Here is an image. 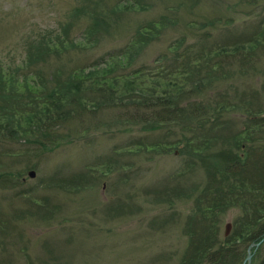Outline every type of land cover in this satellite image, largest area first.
<instances>
[{
	"label": "rangeland",
	"instance_id": "rangeland-1",
	"mask_svg": "<svg viewBox=\"0 0 264 264\" xmlns=\"http://www.w3.org/2000/svg\"><path fill=\"white\" fill-rule=\"evenodd\" d=\"M187 56L186 80L166 73ZM30 68L39 91L17 95L32 111L0 121V264H178L187 194L209 172L180 152L184 122L137 120L157 96L226 123L203 153L264 144L248 122L264 112V0H0V71L22 81ZM4 82L0 102L18 89ZM261 239L238 264L256 263Z\"/></svg>",
	"mask_w": 264,
	"mask_h": 264
},
{
	"label": "trees",
	"instance_id": "trees-1",
	"mask_svg": "<svg viewBox=\"0 0 264 264\" xmlns=\"http://www.w3.org/2000/svg\"><path fill=\"white\" fill-rule=\"evenodd\" d=\"M95 25L96 21H94V27ZM90 28L91 25H88L86 30ZM175 59H178V55L175 56ZM32 61L33 58H30L28 64L33 63ZM178 64L181 66L180 69L170 70L166 73L174 76H178L179 73L185 74L183 80H186L190 69L197 63L187 56L185 61ZM141 72V69H137L133 74ZM3 75L9 76L13 80L12 72L0 71V82L5 80L4 87L7 84L18 89L15 92H10V94H16L14 99L11 100L13 95L8 96V99L1 98L3 102H0V121L6 114L12 115V118L17 115H28L32 111L29 108L31 105L23 102L20 95L17 94L21 92V84H24L25 91L30 96H35L39 91L40 85L34 80L33 70L27 72L22 81H12ZM180 100L177 97L157 96L155 101L146 103L149 105L146 107L147 109L152 108L151 113L136 115L138 116L137 120H140L141 124L149 129H153L161 123L184 122L189 136L183 137L184 140L180 142L178 148L182 154L186 152L194 154L196 161L199 160V163L202 161L207 174L209 172L202 188L196 186L194 188L196 193L191 191L187 194L193 196V208L187 217V226L184 230L187 234V244L178 264L241 263L248 245L264 237V144H259L257 148L255 144L248 145L247 150L246 147L244 149L243 156L234 154L233 151L225 147L203 153L205 149L213 147L219 142V135L215 134V131L223 129L222 124L226 123L210 121L206 115L209 110L208 105L204 104L201 107L202 114L199 115V109L195 107L194 102H187L180 106ZM261 114L249 115L251 117L248 122L254 128H264V115L260 116ZM26 126H23L18 120L15 126L17 130H14L17 134L32 130L30 128L32 123ZM209 132L214 144L205 138V134ZM1 134L3 131L0 132ZM252 134L253 131L239 133L240 136L247 135V137ZM49 136L47 134L44 137L46 140L38 139L36 141L39 148L43 149L46 146ZM243 143H240V148ZM152 146L154 145L145 144L146 148ZM193 160L195 161V159ZM193 160L191 163L194 162ZM230 210H235L237 214L233 217L230 232L224 236V232H220L221 219L222 215ZM173 215L175 214L173 213ZM263 244L264 240L253 253L255 264H264V257L260 259Z\"/></svg>",
	"mask_w": 264,
	"mask_h": 264
},
{
	"label": "water",
	"instance_id": "water-1",
	"mask_svg": "<svg viewBox=\"0 0 264 264\" xmlns=\"http://www.w3.org/2000/svg\"><path fill=\"white\" fill-rule=\"evenodd\" d=\"M29 175L30 176H33L34 175V172L33 171H30L29 172ZM229 231H230V223H227L226 225H225V235H227L228 233H229ZM263 240V238L261 239V241ZM259 244V242H257V243H251L250 245H249V247L247 248V254H246V257H245V261H247V263L250 261L249 259H250V256H251V252H250V248L252 247V246H257Z\"/></svg>",
	"mask_w": 264,
	"mask_h": 264
},
{
	"label": "bare ground",
	"instance_id": "bare-ground-1",
	"mask_svg": "<svg viewBox=\"0 0 264 264\" xmlns=\"http://www.w3.org/2000/svg\"><path fill=\"white\" fill-rule=\"evenodd\" d=\"M209 189V187L207 188V190Z\"/></svg>",
	"mask_w": 264,
	"mask_h": 264
}]
</instances>
